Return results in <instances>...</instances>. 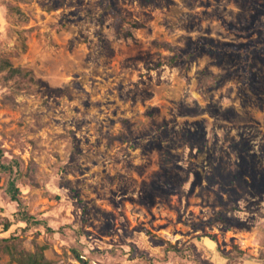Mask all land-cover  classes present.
Masks as SVG:
<instances>
[{
	"label": "rangeland",
	"instance_id": "374dc122",
	"mask_svg": "<svg viewBox=\"0 0 264 264\" xmlns=\"http://www.w3.org/2000/svg\"><path fill=\"white\" fill-rule=\"evenodd\" d=\"M0 148V264H264V0H0Z\"/></svg>",
	"mask_w": 264,
	"mask_h": 264
},
{
	"label": "trees",
	"instance_id": "16d2710c",
	"mask_svg": "<svg viewBox=\"0 0 264 264\" xmlns=\"http://www.w3.org/2000/svg\"><path fill=\"white\" fill-rule=\"evenodd\" d=\"M3 67L8 68L13 72H20L21 69L19 67H14L8 61H3ZM0 168L9 172V178L7 180L6 190L10 195L12 200H15L18 205L17 214L27 223L34 222L35 216L31 215L23 205V202L19 196V185L18 180L20 176H22V170L20 168V163L18 160L14 161H6L4 159V154L2 149L0 148ZM35 222H38L37 220ZM78 256L84 260L81 254L76 251ZM17 260L20 263H27V264H54L53 261L46 257L45 254V245L42 244H35V247L32 250H21ZM12 264H19V263H12Z\"/></svg>",
	"mask_w": 264,
	"mask_h": 264
},
{
	"label": "water",
	"instance_id": "95a60500",
	"mask_svg": "<svg viewBox=\"0 0 264 264\" xmlns=\"http://www.w3.org/2000/svg\"><path fill=\"white\" fill-rule=\"evenodd\" d=\"M209 239L211 240V241H209ZM205 243L207 244V245H209V246H213V244L215 243V241L212 239V238H210V237H206L205 238ZM212 243V244H211Z\"/></svg>",
	"mask_w": 264,
	"mask_h": 264
},
{
	"label": "bare ground",
	"instance_id": "6f19581e",
	"mask_svg": "<svg viewBox=\"0 0 264 264\" xmlns=\"http://www.w3.org/2000/svg\"><path fill=\"white\" fill-rule=\"evenodd\" d=\"M209 241H211L210 239H209ZM212 244V243H211Z\"/></svg>",
	"mask_w": 264,
	"mask_h": 264
}]
</instances>
